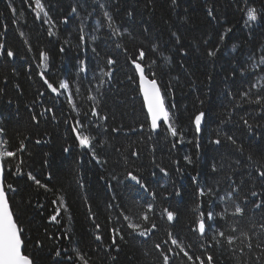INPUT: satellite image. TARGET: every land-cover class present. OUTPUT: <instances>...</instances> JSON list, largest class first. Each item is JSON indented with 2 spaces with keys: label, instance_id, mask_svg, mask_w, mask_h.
<instances>
[{
  "label": "trees",
  "instance_id": "trees-1",
  "mask_svg": "<svg viewBox=\"0 0 264 264\" xmlns=\"http://www.w3.org/2000/svg\"><path fill=\"white\" fill-rule=\"evenodd\" d=\"M42 1L51 17L48 23L43 13L36 17L34 0H0V43L5 45L0 55V128L4 129L0 141L3 149L7 141L12 151L19 149L21 141L25 144L16 158L4 160V175L6 183L16 189L9 193L10 205L24 229L29 251L36 255L35 264H56V259L67 261L69 256L74 264H82L75 260L77 252L88 264H163L162 251L171 257L170 264H192L171 243L169 232L194 260L210 254L215 264H264V249L256 247L264 241V216L250 205L243 217L231 215L233 200L242 203L251 182L217 208L227 207L226 220L217 223L223 224L226 236L237 237L233 245L220 237L221 244L216 245L207 232L200 247L201 237L192 231L206 206L196 210L193 176L199 174L201 184L209 177L219 179L224 195L230 191L229 175L239 182L242 174L252 171L255 177V170L264 165V99L259 104L249 102L264 97V21H248L247 16L250 8L264 16V0H177L176 5L170 0H152L151 4L148 0ZM209 8L213 16L207 14ZM128 12L133 15L129 17ZM228 28L232 31L221 42ZM113 29L118 33L113 34ZM50 31L54 34L49 35ZM217 46L216 57H209L208 50ZM141 48L146 53L142 65L159 82L174 126L184 132L185 143L176 148L172 144L178 137L166 128L151 130L130 59ZM7 50L15 56L7 57ZM41 53L49 57L46 64ZM109 58L115 61L113 65H108ZM80 61L86 71H80ZM41 73L54 87L59 88L61 81L69 83L75 110L68 103L69 94L60 89L61 95H53ZM242 92L249 95L242 98ZM49 108L51 112L46 111ZM199 111L206 113V122L197 159L192 120ZM242 117L253 125L251 134ZM221 119L227 123L221 124ZM77 120L84 124V135L95 137L100 163L79 147L71 131ZM217 129L219 138L232 135L237 145L210 144L209 138H217ZM101 141L102 147L98 146ZM237 146L243 147L242 153L235 150ZM133 151L138 155L133 156ZM185 155L192 157L193 164L184 161ZM213 162L218 168L223 165L217 173L211 172ZM17 165L23 175L11 174ZM157 165L169 174L165 176ZM129 172L140 177L148 191L128 178ZM28 173L40 184L29 179ZM165 208L176 213L173 222L167 220ZM144 214L148 221L143 220ZM53 215L55 221L50 219ZM129 222L139 224L141 230L153 222L157 228L141 237L127 226ZM113 229L123 236L122 240L116 237L118 250L112 245ZM97 235L101 240L95 239ZM37 241L42 248L35 247ZM57 248L62 256L54 259Z\"/></svg>",
  "mask_w": 264,
  "mask_h": 264
},
{
  "label": "snow or ice",
  "instance_id": "snow-or-ice-1",
  "mask_svg": "<svg viewBox=\"0 0 264 264\" xmlns=\"http://www.w3.org/2000/svg\"><path fill=\"white\" fill-rule=\"evenodd\" d=\"M25 2H28V0H25ZM248 0H245V3H247ZM148 3L151 4L152 0H148ZM170 3L172 5L177 4V0H170ZM35 4V14L36 17L39 19L40 14L43 13V16L47 19H45V23H48L51 20V17L49 15V12L45 10V5L42 3V0H34ZM31 6V5H30ZM9 7L12 8V5L9 4ZM103 7V5H101ZM13 13H15L16 9H12ZM77 10L75 7L71 9L72 13H75ZM207 14L209 16H213V10L211 8L208 9ZM105 16L108 17L109 21L112 20V17L109 15L108 12L104 13ZM127 15L131 17L133 15L132 12H128ZM248 21L256 22L258 19L264 21V16H261L257 13V11L254 8H250L247 12ZM215 18V17H213ZM65 23H67V18L64 20ZM245 24H247V21H245ZM127 32V29L124 30ZM232 31V28L226 29V32L220 36V41L223 42L224 37L227 33H230ZM81 32H83V29H81ZM118 30L113 29V34H117ZM51 31L49 32V35H53ZM23 35V33H21ZM175 36L176 34L173 33ZM81 40L84 39L83 35L80 37ZM95 39V37H93ZM177 42H179V37H177ZM207 43V42H206ZM117 47H120L118 44ZM235 47V46H234ZM5 45L3 43H0V55L4 54ZM64 49L61 48V51ZM219 47H215L214 49H210L207 52V55L209 57H216L217 53L219 52ZM95 51V49H93ZM41 60L43 62L48 61L49 57L46 53H41ZM145 50L143 48L138 50V54L135 57H130L132 64L135 67L136 72L139 74V87L140 91L143 95L144 104L147 108V113L150 117V127L153 131H156L158 128L161 127V121L164 125H167L166 131L170 132L172 137H178L175 143L172 144L173 148H176L177 144H183L185 143V136L183 131H178L177 127L174 126V116L173 113L170 111L169 107H166L165 105V97L161 94V89L157 84V81L155 78L149 79L148 76L145 74V68L142 66V62L145 59ZM7 57H14L15 53L11 50L6 51ZM166 60L169 58H165ZM108 65H113L115 61L112 58H109L107 61ZM156 61H152V64H155ZM261 63H264V58H262ZM81 68L80 71H86V67L84 66V61H80ZM149 68H151V65H149ZM236 70H233V75L235 74ZM241 75L244 74L243 69L240 70ZM105 75L111 77V72H106ZM153 77H155V73H152ZM41 77L44 80V84L47 85V88L51 90L52 93H55L57 96L61 95L60 89H63L67 91L69 89V83L67 81H61L59 83V88L54 87L52 83L49 82L47 78L44 77V73H41ZM131 79V77H130ZM252 87H255V85H252ZM2 91V90H0ZM78 91V89H77ZM42 96L43 93H40ZM229 95H233L232 93H229ZM242 98H245L249 95L248 92H242L241 94ZM261 99H264V97L257 99L255 101H249L251 103H261ZM35 103V101H34ZM68 103L73 107L75 110V104L73 103L71 94L68 96ZM203 103V101H201ZM172 109L175 108V105L172 104L170 106ZM234 107H241V105L236 104ZM46 111L51 112V108L46 109ZM40 115H43L41 113ZM87 115V114H85ZM93 116H97L98 113L93 110L92 111ZM53 119H55V116H53ZM104 119H107V117H104ZM243 120V124L247 126L249 133L251 134L253 131V125L249 123L248 119L241 118ZM32 120L39 123V120L37 118V115L32 116ZM206 122V113L204 111H199L198 114L194 116V119L192 120V124L194 125V138L196 140L195 148L197 150V159H199V151H200V143H199V136L202 133V125ZM221 124L227 123V121L221 119ZM259 127V125H257ZM84 128V124L77 120L75 125L72 126L71 131L75 133L76 140L79 142V147L82 149H87L88 152L91 153L92 158L97 162L100 163V159L96 154V146L94 145L95 137H90L88 135H84L82 132V129ZM113 131H118L117 129H113ZM4 129L0 128V134H3ZM217 132V138L211 139L209 138V143L213 145H222L223 143L230 142L231 145L236 146L237 140L232 135H225L224 139L222 140L219 138V129L216 130ZM41 141L37 140L36 143H40ZM192 140H188L187 143H192ZM5 148L3 151H0V264H35L36 255L29 251L27 240L24 237V229L18 225L17 219L14 217V212L10 205L9 200V193L15 192L16 189L13 187L11 183H6L5 180V159L10 158H16L18 152H23L25 148V144L23 141L20 142V147L16 151L8 150L6 145L7 141H3ZM98 146H103V142H98ZM69 149L65 148L64 151L67 152ZM236 151L243 152L242 146H237L235 148ZM133 156H137L138 153L133 151ZM184 161L187 162V164L191 165L193 164V159L190 155L184 156ZM249 160H251V156L248 157ZM213 161H215V158H213ZM22 163V161H21ZM176 163H179L177 161ZM236 163H239L237 161ZM159 168V171L163 173L165 176H167L168 170L164 167H161L157 165ZM211 172L217 173L220 168L223 167V165H220L218 168L217 163L213 162L211 163ZM247 167V166H245ZM177 171H181L180 168H177ZM256 175L253 177L252 171H248L246 174H242L239 182L236 180H233L232 176L229 175L227 179L231 181L229 188L230 191H227L224 195H221V189L220 184L221 181L219 179H214L213 177H209L207 181H205L203 184H201L199 179V174L197 176L192 177V182L194 185H196V197L198 200V203L196 205V210L199 211L202 206H205L204 211L199 212V216L197 217V227L192 229L194 232H198L199 236L201 237V243L200 247H203V239L206 238L207 232L212 233V240L215 242L216 245L221 244V240L218 239L224 238V240L227 242L229 246L233 245L235 243V240L237 237L228 235L226 236L225 231L222 230L223 224H218L217 220L223 222L226 220V217L228 215L227 207L223 208L221 211H217V208L225 204L228 198H232L237 196L240 192L244 190V186L251 182V188L248 191V193L243 196L242 203H236L235 200H233V207L234 211L231 213L232 216L236 217H243L246 213V209L251 206L252 210H259L261 215L264 216V165L257 168ZM13 175H23V172L19 165L16 166L15 172H12ZM28 178L31 180H34L36 184H40L39 180H36V178L31 174L28 173ZM50 178V177H49ZM128 178H130L132 181H135L136 184H138L142 189L145 191H148L147 185L143 182V180L138 177L137 175H133L131 172L128 173ZM257 186L259 187V190H257ZM41 187H45L44 185H41ZM153 197H155V193H151ZM175 195L179 196L180 192H176ZM205 198V199H201ZM255 198V199H251ZM55 203V201H53ZM148 210H152V205H148ZM164 212L166 213L167 220L169 222H173L176 219V213L173 211L168 210L167 208L164 209ZM59 214V210L57 209V215ZM51 220H56V215H53ZM125 220H130L128 216H124ZM143 220L148 221L149 217L147 214L143 215ZM129 228L133 230L134 233L138 234L141 237H146L152 234L153 230L157 228V225L153 222L151 224V227H145L141 230V226L139 224H134L129 222L127 225ZM97 228H99V225H97ZM237 229L233 226L232 231L235 232ZM114 235L112 237V245L117 247V240L116 237L119 236V238L122 240L123 236H120L119 231L116 229L112 230ZM261 231L264 233V224H261ZM242 235L247 236V233H242ZM168 237L171 240V243L175 245L179 250L180 253H183L184 257H187V260L192 262V264H215L213 256L212 255H206V258H201V256H195V260L193 259V256L189 254L188 251L185 250L183 245L173 236L172 232L168 233ZM96 240H101V237L97 235L95 237ZM212 245L210 244L209 247ZM35 247L37 249L42 248V244L40 241L36 242ZM155 247L157 249H161L160 244H156ZM191 247V245L189 246ZM249 250L252 249L253 245L249 243L247 245ZM257 248L264 249V241H258L256 244ZM68 249H63V252L67 253ZM168 252H172V249H168ZM161 255L163 257V264H170L171 257L168 254H165L163 251L161 252ZM179 255V253H177ZM62 256L61 249L57 248L54 253V259L60 258ZM259 259V257H257ZM75 260H79L82 262V264H88V261L84 258V256L79 255L77 252V256L75 257ZM68 261H72L74 264V258L69 256L67 258V261H62L60 259H56V264H68Z\"/></svg>",
  "mask_w": 264,
  "mask_h": 264
},
{
  "label": "rangeland",
  "instance_id": "rangeland-1",
  "mask_svg": "<svg viewBox=\"0 0 264 264\" xmlns=\"http://www.w3.org/2000/svg\"><path fill=\"white\" fill-rule=\"evenodd\" d=\"M42 3H43V1H42ZM66 92V94L68 93L69 94V90H67V91H65ZM4 149H3V145H2V143H1V141H0V151H3Z\"/></svg>",
  "mask_w": 264,
  "mask_h": 264
},
{
  "label": "water",
  "instance_id": "water-1",
  "mask_svg": "<svg viewBox=\"0 0 264 264\" xmlns=\"http://www.w3.org/2000/svg\"><path fill=\"white\" fill-rule=\"evenodd\" d=\"M134 66V65H133ZM135 68V67H134ZM137 75H138V78H139V74L137 73ZM158 84V83H157ZM142 94V93H141ZM142 97H143V95H142ZM147 109V108H146ZM160 123H163L162 121L160 122ZM167 126V125H166Z\"/></svg>",
  "mask_w": 264,
  "mask_h": 264
},
{
  "label": "bare ground",
  "instance_id": "bare-ground-1",
  "mask_svg": "<svg viewBox=\"0 0 264 264\" xmlns=\"http://www.w3.org/2000/svg\"><path fill=\"white\" fill-rule=\"evenodd\" d=\"M143 66V65H142ZM144 67V66H143ZM145 68V67H144ZM145 70H146V68H145Z\"/></svg>",
  "mask_w": 264,
  "mask_h": 264
}]
</instances>
